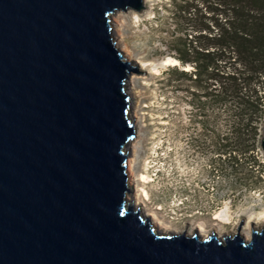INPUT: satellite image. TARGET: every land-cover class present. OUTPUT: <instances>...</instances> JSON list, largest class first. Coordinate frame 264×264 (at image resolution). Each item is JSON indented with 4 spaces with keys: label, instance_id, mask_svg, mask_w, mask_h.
<instances>
[{
    "label": "water",
    "instance_id": "1",
    "mask_svg": "<svg viewBox=\"0 0 264 264\" xmlns=\"http://www.w3.org/2000/svg\"><path fill=\"white\" fill-rule=\"evenodd\" d=\"M144 3L0 0V264H264V229L161 234L127 199L138 66L113 16Z\"/></svg>",
    "mask_w": 264,
    "mask_h": 264
},
{
    "label": "rangeland",
    "instance_id": "2",
    "mask_svg": "<svg viewBox=\"0 0 264 264\" xmlns=\"http://www.w3.org/2000/svg\"><path fill=\"white\" fill-rule=\"evenodd\" d=\"M169 1L145 0L141 12L113 16L117 46L138 66L130 77L137 127L136 142L130 145V202L161 234L199 231L205 239L215 232L251 240L254 229H264L261 147L260 163L241 166L234 176L212 169L209 155L194 152L186 133L179 131L187 105L165 81V72L178 62L166 47L174 29L165 8Z\"/></svg>",
    "mask_w": 264,
    "mask_h": 264
},
{
    "label": "trees",
    "instance_id": "3",
    "mask_svg": "<svg viewBox=\"0 0 264 264\" xmlns=\"http://www.w3.org/2000/svg\"><path fill=\"white\" fill-rule=\"evenodd\" d=\"M165 72L185 99L179 131L211 168L259 164L264 126V0H170Z\"/></svg>",
    "mask_w": 264,
    "mask_h": 264
},
{
    "label": "bare ground",
    "instance_id": "4",
    "mask_svg": "<svg viewBox=\"0 0 264 264\" xmlns=\"http://www.w3.org/2000/svg\"><path fill=\"white\" fill-rule=\"evenodd\" d=\"M116 15H118V14H116ZM118 45V44H117ZM126 50V49H125ZM128 55H129V52L128 51H125ZM171 61V60H170ZM173 62H176V60H173ZM178 62H176L175 64H177ZM134 65V64H133ZM130 90V89H129ZM132 94V93H131ZM137 139V138H136ZM136 139H134L132 142H131V144H133V143H135L136 142ZM133 163V162H132ZM129 168H130V170H131V167L129 166ZM145 180V179H144ZM130 194H128V196H127V199H128V201H130V196H129ZM207 238V237H206Z\"/></svg>",
    "mask_w": 264,
    "mask_h": 264
}]
</instances>
